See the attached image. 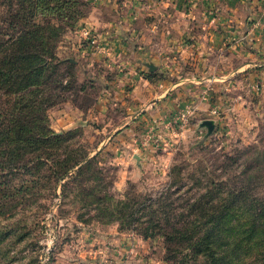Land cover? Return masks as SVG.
<instances>
[{
  "label": "rangeland",
  "instance_id": "1",
  "mask_svg": "<svg viewBox=\"0 0 264 264\" xmlns=\"http://www.w3.org/2000/svg\"><path fill=\"white\" fill-rule=\"evenodd\" d=\"M85 1V5H77L83 13L90 10V0ZM8 3L9 0H0L3 31L9 30L7 23L2 22L9 16ZM15 7H18L17 2ZM81 20L75 26L70 25L61 36L59 53L72 60L77 56L75 53L81 56V51L74 53L70 45L73 41L80 42L75 31L78 28L77 32L82 35ZM81 44L84 45L85 40ZM87 53L84 58L90 59L92 53L89 50ZM88 71H78L73 90L69 88L53 97L58 101L69 96L70 100L57 102L48 110L52 129L58 134L46 147L45 155L50 159L35 161L27 169L0 172V264H206L202 251L185 262L169 260L162 236L145 237L142 225L131 220L133 214L121 213L128 211V205L140 208L150 196H158L176 179L181 183L183 194L180 195L193 201L195 196L212 186L213 179L235 178L250 164L262 162L259 171L257 166L251 167V173L262 176L264 87L256 90L258 92L248 91L244 99L227 98L226 105L230 109L211 130L202 128L196 120L190 123L185 111L173 121L172 117L169 119L174 130L167 127L165 119L159 121L162 123L158 128L150 125L149 120L144 124L142 134H137L141 150H125L116 148V144L110 147L117 136H112L114 125L120 121L117 113L108 114L109 118L107 113L92 116L77 127L59 129L58 118L65 116L67 111L58 113V108L70 102L88 110L98 97H104L106 86L102 77H106L107 71L97 62ZM81 86L86 91L79 92L77 97ZM0 100V110H8L10 106L5 97ZM10 109L12 113L14 108ZM96 109L101 113L104 111L102 104H97ZM2 118L0 112V121ZM88 152L90 156L96 155L97 161L79 172L71 171L63 179L55 174V170L57 173L63 170L68 160L71 162ZM8 156L6 154L4 158ZM220 192L215 191L216 197L221 195ZM254 193L264 195V181L257 185ZM226 200L214 198L205 207L220 205ZM186 204L178 206L182 208ZM246 208H237L244 228L248 227L247 219L250 220L249 215L242 213ZM114 224L117 225L116 237L113 236L115 232H110V225ZM231 224V228L234 226L232 232L229 230L232 234H225L229 241L244 235L235 219ZM109 236L116 239H112L113 246L108 243ZM248 239L250 242L245 241L232 250L235 256L226 258L227 262L223 264H264V243L261 242L264 232L250 234ZM48 250L50 259L44 262Z\"/></svg>",
  "mask_w": 264,
  "mask_h": 264
},
{
  "label": "crops",
  "instance_id": "2",
  "mask_svg": "<svg viewBox=\"0 0 264 264\" xmlns=\"http://www.w3.org/2000/svg\"><path fill=\"white\" fill-rule=\"evenodd\" d=\"M90 2L80 28L97 30L105 47L84 58L89 53L81 46L78 28L80 42L70 45L73 52L81 51V56L74 52L81 69L89 73L97 62L107 71L104 97L97 96L88 110L70 102L58 108V113L67 111L58 118L60 130L82 125L85 118L117 113L120 121L112 133L117 136L110 147L140 151L137 134L147 121L158 128L165 119L174 130L169 119L185 111L190 123L211 119L217 125L230 109L227 98L244 99L248 91L264 87V0ZM97 104L103 105L102 113ZM110 227L116 237L117 225ZM114 237L109 236L110 246Z\"/></svg>",
  "mask_w": 264,
  "mask_h": 264
},
{
  "label": "trees",
  "instance_id": "3",
  "mask_svg": "<svg viewBox=\"0 0 264 264\" xmlns=\"http://www.w3.org/2000/svg\"><path fill=\"white\" fill-rule=\"evenodd\" d=\"M15 2L9 0V16L2 21L7 23L9 30L3 31L0 27V99L5 97L10 106L8 110H0L3 113L0 121V172L4 173L27 169L35 161L50 159L45 155L46 147L58 134L52 129L48 110L57 102L61 104L70 100L69 96L58 101L53 97L69 88L73 90L76 75L83 70L76 59L59 53L61 36L70 25L75 26L89 13V9L83 13L77 7L85 5V0ZM83 91L86 88L81 86L75 96ZM10 108H14L12 113ZM6 154L9 156L4 158ZM69 161L62 171L57 173L55 170L60 179L68 177L73 170L75 173L81 171L97 161V157L88 152ZM261 164H250L235 178L213 179L212 186L195 196L193 201L180 195L183 191L176 179L158 196H150L140 208L128 205V211L121 215L133 214L131 220L142 225L145 237L162 236L169 260L185 262L202 251L206 264L226 263V258L235 256L232 250L238 249L245 241L250 242L248 235L264 232V195L254 193L257 185L264 181V174L251 173L253 166L261 170ZM218 190L221 195L216 197L214 193ZM220 197L227 200L220 205L205 207L209 201ZM178 199L187 204L180 208L178 205L183 203ZM241 206L247 207L242 213L250 216L246 228L238 218L240 212L237 208ZM233 219L239 223L244 235L229 241L225 234L234 230V226L230 227ZM186 250L189 253H185Z\"/></svg>",
  "mask_w": 264,
  "mask_h": 264
},
{
  "label": "built area",
  "instance_id": "4",
  "mask_svg": "<svg viewBox=\"0 0 264 264\" xmlns=\"http://www.w3.org/2000/svg\"><path fill=\"white\" fill-rule=\"evenodd\" d=\"M81 33L84 38L81 41V43L85 40V44H84L85 48H87L89 51L93 53L94 52L99 53L103 51L105 47V44H104L105 39L100 33L88 27H81ZM84 45L81 44L82 47H84ZM49 254H50V250L47 251V257L44 259V262L50 259Z\"/></svg>",
  "mask_w": 264,
  "mask_h": 264
},
{
  "label": "water",
  "instance_id": "5",
  "mask_svg": "<svg viewBox=\"0 0 264 264\" xmlns=\"http://www.w3.org/2000/svg\"><path fill=\"white\" fill-rule=\"evenodd\" d=\"M151 70H154L155 68L151 65ZM201 126L204 128H208V130H211L213 127L216 126V123L214 120L206 119L201 123Z\"/></svg>",
  "mask_w": 264,
  "mask_h": 264
}]
</instances>
